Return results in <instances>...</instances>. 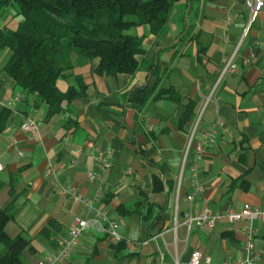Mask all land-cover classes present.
<instances>
[{
	"label": "crops",
	"instance_id": "crops-1",
	"mask_svg": "<svg viewBox=\"0 0 264 264\" xmlns=\"http://www.w3.org/2000/svg\"><path fill=\"white\" fill-rule=\"evenodd\" d=\"M17 13V6L3 7L0 27L15 30ZM248 20L244 0H200L191 11L181 0L158 39L146 25L128 31L142 37L150 49L139 58L134 74L99 75L98 60L86 61L70 45L51 56L65 69L57 86L66 92L79 90L83 82L87 91L51 118L48 104L17 86L3 70L10 50H0V108L13 112L0 135V181L6 184L0 206L13 201L18 207L7 230L10 236L23 233L32 239L36 251L26 253L29 264L56 250L76 217L92 216L81 200L61 194L66 186L89 199L100 192L95 203L119 222L124 240L114 245L99 226H91L60 264H191L196 249L213 264L243 257L244 221L190 229L182 221L207 207H264V9L245 35ZM186 25L192 31L183 39ZM157 80L155 93L173 87L183 100L151 99L143 107L130 101L132 89L152 87ZM188 101L197 104V112L184 121ZM22 116L37 119L34 136L20 129ZM210 127L216 137L196 156L200 136ZM98 147L114 155L104 182L88 179L89 171H98L93 153ZM195 161L198 190L189 198ZM49 162L56 173L47 176ZM155 176L161 191L154 189ZM176 213L180 223L175 229ZM253 225L256 247L264 249V221ZM46 227L53 232L48 239L40 235Z\"/></svg>",
	"mask_w": 264,
	"mask_h": 264
},
{
	"label": "trees",
	"instance_id": "trees-1",
	"mask_svg": "<svg viewBox=\"0 0 264 264\" xmlns=\"http://www.w3.org/2000/svg\"><path fill=\"white\" fill-rule=\"evenodd\" d=\"M181 0H0L3 7L18 8L20 18L15 30L0 27V50L8 48L10 57L3 70L16 85L28 93L38 94V99L49 106L47 118L65 112V107L76 97L86 94L82 82L79 90L69 88L62 92L57 80L63 77L64 68L56 65L51 56L62 52L64 40L80 52L86 61L98 60L95 72L116 76L134 74L140 68V57L149 53L144 39L128 31L135 26L146 25L157 39L169 24L174 6ZM190 11L200 0H185ZM186 25L183 39L192 31ZM154 63L150 70L154 68ZM156 69V68H155ZM155 84L135 87L129 92L130 101L143 107L149 100L169 98L179 103L183 99L173 87L160 88ZM183 120L192 119L197 104L188 101ZM12 110L0 108V135L5 131ZM17 177V176H15ZM9 194H14L15 183ZM155 176V190L157 188ZM6 184L0 181V192ZM18 207L11 201L0 206V264H29L26 253H34L32 239L23 233L10 236L9 222L17 215ZM45 239L53 236L50 228L40 231ZM121 243V242H120ZM119 243V244H120Z\"/></svg>",
	"mask_w": 264,
	"mask_h": 264
},
{
	"label": "built area",
	"instance_id": "built-area-1",
	"mask_svg": "<svg viewBox=\"0 0 264 264\" xmlns=\"http://www.w3.org/2000/svg\"><path fill=\"white\" fill-rule=\"evenodd\" d=\"M244 2L249 9V20L244 32L246 35L252 24L257 20L260 12L264 9V0H244ZM231 65L232 62L230 61L227 68ZM3 106L4 101L0 100V107ZM20 120V129L29 137L34 136L39 126L37 119L34 117L22 116ZM195 136L196 126L190 136L186 157L191 149ZM215 137L216 131L214 127H210L202 136H200V142L194 149L196 156H200L205 146L208 145L210 141H213ZM93 153L95 154L98 171H89L88 179L90 181L104 182L105 174H107L112 168L113 152L109 149L98 147L94 148ZM198 167L199 164L195 161L192 165L193 176L195 178L193 183L194 187L189 198H193V195H195L198 190ZM1 170H3V164L0 162V171ZM45 173L47 176L56 173L55 165L52 162L47 164ZM60 192L62 195L69 196L75 200H81L87 206L92 216L90 218L76 217L70 226L68 235L61 238V245L56 250L39 259L37 264H60L67 261L71 256L72 246L77 244L87 229L94 225L99 226L101 231L108 237L112 244H119L124 240V236L120 232L119 222L110 218L106 209L96 205L95 201H98L100 192L93 199L78 195L75 189L69 186L62 187ZM177 209L178 204L176 203V211ZM256 220L264 221V207L246 203L239 209H231L227 211L213 210L212 208L207 207L197 214L186 215L182 224L187 226L188 229L192 226L212 228L221 222L234 223L237 221H244L246 242L243 246V257L239 260L222 264H260V261L264 256V249H258L255 244V228L253 222ZM179 223L180 221L178 220L176 213L174 220L175 229ZM191 264H213V261L210 256L204 255L199 249H196L191 254Z\"/></svg>",
	"mask_w": 264,
	"mask_h": 264
},
{
	"label": "rangeland",
	"instance_id": "rangeland-1",
	"mask_svg": "<svg viewBox=\"0 0 264 264\" xmlns=\"http://www.w3.org/2000/svg\"><path fill=\"white\" fill-rule=\"evenodd\" d=\"M9 10L11 9V8H8ZM1 10V9H0ZM68 47H70V43H69V41L68 40H64V42H63V46H62V49H65V48H68ZM75 50L76 51H78V49H76L75 48ZM79 52V51H78ZM199 123H200V118H199V116L196 118V126L198 127V125H199Z\"/></svg>",
	"mask_w": 264,
	"mask_h": 264
}]
</instances>
